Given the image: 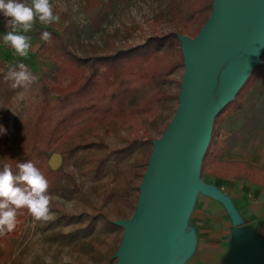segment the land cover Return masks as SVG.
<instances>
[{
    "label": "rangeland",
    "instance_id": "rangeland-1",
    "mask_svg": "<svg viewBox=\"0 0 264 264\" xmlns=\"http://www.w3.org/2000/svg\"><path fill=\"white\" fill-rule=\"evenodd\" d=\"M96 1L50 0L59 20L53 21L52 27L37 20L31 31L23 33L31 38L27 57L13 56L6 48L0 49V73L23 62L35 77L27 87H18L9 97L0 98V125L8 133L0 136V142L5 140L14 148L25 142L29 124L35 121L44 98L51 95L43 86L56 82L65 86L70 81L66 76L59 77L57 66L39 55L38 48L43 42L40 35L46 28L56 30L79 57L101 54L105 48L112 52L137 45L151 35L149 24L159 10L158 0H130L127 6L117 5L104 21L100 14L105 10L100 6L109 0H99V5ZM22 2L30 4L31 0ZM166 28L164 23L158 27L160 31ZM263 60L264 46L260 56V61ZM183 75L184 67L169 76L166 87L173 98L160 117L153 121L139 119L137 124L127 123L106 135L99 131L103 141L112 149L123 147L134 126L146 127L152 140H160L177 111ZM259 80L264 83L260 72L249 91ZM247 94L240 110L227 109L217 124L219 138L224 142L220 160L242 161L246 170L248 166L264 170V126H259L258 116L248 113L256 107L253 96L245 99ZM15 128L22 134L18 135ZM88 141L93 145L84 147ZM76 145L80 147L68 156ZM152 150V143L138 144L128 152L117 153L104 172L94 177L91 170L94 162L86 160L103 157L105 149L98 146V138L92 133L82 130L69 143L53 148L47 162L51 172L46 179L49 194L59 199L50 203L51 219L35 220L26 209V214L16 220L15 229L0 235V264H116L115 254L124 230L109 226V222L131 218L142 181L139 174L146 170L142 160ZM199 180L216 187L229 199L237 224L222 201L198 192L186 224L192 247L180 264H229L233 229L240 227L245 233L252 229L264 239V185L254 184L247 177L221 179L206 173Z\"/></svg>",
    "mask_w": 264,
    "mask_h": 264
},
{
    "label": "trees",
    "instance_id": "trees-1",
    "mask_svg": "<svg viewBox=\"0 0 264 264\" xmlns=\"http://www.w3.org/2000/svg\"><path fill=\"white\" fill-rule=\"evenodd\" d=\"M91 0H87L90 2ZM130 0H109L101 3L105 13L101 20L113 12L117 5L127 6ZM159 10L153 15L149 29L151 35L137 45L125 48L102 49L101 54L79 57L72 52L56 30L46 28L51 33V40L38 48L39 55L47 57L58 68L59 77H68L65 86L58 82L44 85V91L51 94L44 98V103L37 113L35 121L29 124L27 140L17 147L7 141L0 142V167L5 164L17 172L18 161H31L45 178L50 176L48 158L53 148L65 145L80 135L82 130L89 131L98 138V146L105 149L103 157H94L87 162H94L91 170L94 177H99L105 170L108 161L117 153L132 150L138 144H151L152 138L144 126H134L125 138L126 144L119 148H110L102 134L115 132L127 123H136L139 119L153 121L161 116L166 104L173 96L166 85L169 76L183 67V58L178 35H189L194 38L207 21L212 10L213 0H158ZM99 5V0L96 1ZM6 18L0 14L1 33L5 34ZM165 30H159L161 24ZM186 35V36H187ZM8 70L0 73V98L9 97L14 89L12 81L6 80ZM264 80V60L256 66L234 99L229 102L214 118L208 147L201 163L200 175L226 179H244L247 177L254 184L264 185V170L248 166L242 161L220 160L221 147L224 142L219 138L217 124L224 111L232 108L238 111L244 96L249 91L258 73ZM52 96V97H51ZM82 124H84L82 126ZM18 135L22 134L15 128ZM88 141L84 147L92 146ZM79 145L68 152L71 156ZM83 147V148H84ZM21 152V155H19ZM151 153V152H150ZM142 160L147 165L148 158ZM137 176V173H133ZM140 177L143 173L139 174ZM138 186V184H137ZM26 214V208L17 210L16 220ZM109 226H118L109 222Z\"/></svg>",
    "mask_w": 264,
    "mask_h": 264
},
{
    "label": "water",
    "instance_id": "water-1",
    "mask_svg": "<svg viewBox=\"0 0 264 264\" xmlns=\"http://www.w3.org/2000/svg\"><path fill=\"white\" fill-rule=\"evenodd\" d=\"M177 38L184 67L178 108L161 139L151 140L131 218L113 223L124 230L116 264H180L192 247L186 224L198 192L222 201L237 224L229 199L199 177L214 118L261 63L264 0H213L199 33ZM232 240L229 264H264L256 231L237 227Z\"/></svg>",
    "mask_w": 264,
    "mask_h": 264
},
{
    "label": "clouds",
    "instance_id": "clouds-1",
    "mask_svg": "<svg viewBox=\"0 0 264 264\" xmlns=\"http://www.w3.org/2000/svg\"><path fill=\"white\" fill-rule=\"evenodd\" d=\"M0 14L6 18V33L3 44L11 47L19 57H27L31 48L30 37L24 35L31 31L38 20L48 25L58 21L54 15L50 0H0ZM40 39L48 42L51 33L43 31ZM12 81V87H27L35 77L28 66L18 62L15 67H9L5 76ZM7 129L0 125V136L7 135ZM17 172L5 164L0 167V235L11 233L16 227L17 210L26 208L35 220L51 219L50 203L59 199L48 192L49 183L40 170L31 161H18Z\"/></svg>",
    "mask_w": 264,
    "mask_h": 264
},
{
    "label": "crops",
    "instance_id": "crops-1",
    "mask_svg": "<svg viewBox=\"0 0 264 264\" xmlns=\"http://www.w3.org/2000/svg\"><path fill=\"white\" fill-rule=\"evenodd\" d=\"M0 28H1V24H0ZM3 35L1 33L0 30V40L3 39ZM257 87V88H256ZM253 96L254 99V104L253 106H255L256 108H250V110H248V113L251 115H255L258 116V122H259V126L263 127L264 126V83L263 81H257V83L254 84L253 88L249 91V93L246 96V100L248 97ZM260 122H263L262 125H260Z\"/></svg>",
    "mask_w": 264,
    "mask_h": 264
},
{
    "label": "built area",
    "instance_id": "built-area-1",
    "mask_svg": "<svg viewBox=\"0 0 264 264\" xmlns=\"http://www.w3.org/2000/svg\"><path fill=\"white\" fill-rule=\"evenodd\" d=\"M2 48H6L13 56L16 55L15 52L13 51V49L11 47L5 46L3 44V39L0 41V49H2Z\"/></svg>",
    "mask_w": 264,
    "mask_h": 264
}]
</instances>
